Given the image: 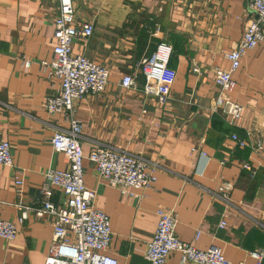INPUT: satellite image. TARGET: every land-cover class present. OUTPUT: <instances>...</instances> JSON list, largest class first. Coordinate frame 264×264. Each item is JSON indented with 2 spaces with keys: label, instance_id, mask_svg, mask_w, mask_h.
Returning <instances> with one entry per match:
<instances>
[{
  "label": "crops",
  "instance_id": "crops-1",
  "mask_svg": "<svg viewBox=\"0 0 264 264\" xmlns=\"http://www.w3.org/2000/svg\"><path fill=\"white\" fill-rule=\"evenodd\" d=\"M71 1L76 21L94 26L90 38L75 40L72 52L109 70L103 93L73 105L83 153L106 148L131 154L144 159L156 177L150 188L122 196L84 160V184L96 192L95 208L109 217V253L118 264H149L145 252L156 227L155 211L168 208L176 214L175 233L182 242L198 250L218 247L232 263L254 264L249 252L264 246V41L245 53L232 75L236 87L230 98L242 106L241 118L231 121L214 109L215 72L229 67L225 56L253 17L247 1ZM58 10L59 0H0V141L9 143L14 164L0 167L3 220L17 222L18 204L36 202L47 171L67 167L50 140L69 123L43 109L58 81L40 66L52 59ZM163 41L172 54L169 98L161 106L142 92L140 62ZM26 59L31 66L24 71ZM126 74L134 78V88L120 86ZM233 134L249 145L259 141L263 149L239 148ZM244 163L255 168L253 175L242 169ZM13 169L22 173V187L14 184ZM221 186L228 188L225 194ZM63 200L54 190L51 201ZM222 219L227 225L219 229ZM53 222L30 215L17 225L13 241L0 239V264H44ZM166 264H181L179 253H171Z\"/></svg>",
  "mask_w": 264,
  "mask_h": 264
},
{
  "label": "built area",
  "instance_id": "built-area-1",
  "mask_svg": "<svg viewBox=\"0 0 264 264\" xmlns=\"http://www.w3.org/2000/svg\"><path fill=\"white\" fill-rule=\"evenodd\" d=\"M246 1L253 17L246 20L237 46L225 56L229 67L226 70L217 69L214 76V83L219 89L214 109L231 121L239 120L243 112L242 106L230 98L236 87L232 75L240 67L245 53L264 41V0ZM93 32L92 23L76 21L71 0H59L58 14L53 22L56 44L52 49V59L50 62H41L40 66L50 69V74L58 81L57 92L46 96L43 109L48 116L60 114L69 123L68 130L54 132L50 140L52 150L65 157L67 167L47 171V181L38 189L36 202L28 206L18 204L21 211L17 222L0 219V239L11 242L17 234V225L30 215L38 219L53 218L52 237L44 264H118L109 253L112 238L109 217L95 208L96 192L87 188L83 181L85 159L94 166L98 179L118 189L122 196L132 197V190L144 191L156 181L148 163L142 158L106 148L93 149L87 156L83 153L80 143L81 122L73 117L74 102L87 95L103 93L109 83L107 67L72 52L75 40H86ZM171 54V45L163 41L156 45L149 57L140 62V71L145 79L142 92L155 97L161 106L167 103L170 93L168 64ZM30 66L31 61H23L24 71ZM192 72L200 73L196 67ZM119 83L125 89L136 85L129 74L124 75ZM230 138L239 148L249 147L256 153L263 149L259 141L249 145L234 134ZM0 167L14 168L7 141H0ZM242 169L249 175L255 173V168L248 163H244ZM22 176L20 170L13 169V182L18 187L24 183ZM54 190L63 195V202L54 204L51 201ZM227 190L225 186L219 187V192L223 194ZM155 215V231L146 244L145 252L149 264H166L173 252L179 253L181 264H243L226 260L221 248L198 250L182 242L175 233L177 219L173 209L158 208ZM226 225L225 219H222L218 228L223 229ZM198 237L199 232H196L194 240ZM249 256L254 264H262L264 246L249 252Z\"/></svg>",
  "mask_w": 264,
  "mask_h": 264
}]
</instances>
